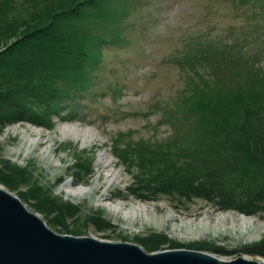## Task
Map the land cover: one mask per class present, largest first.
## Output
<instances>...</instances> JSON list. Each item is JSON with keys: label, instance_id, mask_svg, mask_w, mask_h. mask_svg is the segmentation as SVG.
<instances>
[{"label": "trees", "instance_id": "1", "mask_svg": "<svg viewBox=\"0 0 264 264\" xmlns=\"http://www.w3.org/2000/svg\"><path fill=\"white\" fill-rule=\"evenodd\" d=\"M118 1L0 0V130L21 121L52 128L53 115L73 118L62 109L88 88L102 57L101 48L89 46L91 28L113 18ZM245 1L264 8V0ZM200 41L186 43L172 56L192 74L185 80L187 93L164 115L171 127L168 134L161 140H136L121 132L111 137V150L132 175L125 190L142 199L202 195L220 209L264 213V68L259 61L264 47H245L247 36L220 46ZM205 64L217 74L203 79ZM1 163L0 181L11 187L30 183L27 165L6 159ZM83 169L77 162L76 174ZM28 187L21 196L36 199V209L51 214V226L79 214L77 204L50 196L36 180ZM99 215L96 222L108 226ZM64 228L82 233L77 225ZM166 239L148 234L139 241L155 250ZM183 246L233 253L205 242ZM242 250L264 257V238Z\"/></svg>", "mask_w": 264, "mask_h": 264}, {"label": "rangeland", "instance_id": "2", "mask_svg": "<svg viewBox=\"0 0 264 264\" xmlns=\"http://www.w3.org/2000/svg\"><path fill=\"white\" fill-rule=\"evenodd\" d=\"M117 3L113 18L100 21L91 28L93 38L89 39V46L101 48L102 57L90 75L88 88L76 93V98L69 100L62 109L63 114L73 113V118L53 115L52 128L27 121L3 127L0 130V168L3 165L1 159L27 165L31 169L30 183L36 180L50 196L70 200L80 207L82 214L68 216L65 223L57 226L49 224L56 231L67 233L65 226L77 225L82 230L80 234L112 241L128 240L141 246L140 238L162 234L167 239L157 249L142 247L148 251L190 249L194 247L183 244L205 242L211 247L223 246L233 251L226 254L202 249L219 257L240 254L259 258L264 264V257L260 254L242 250L244 245L264 238V213L246 214L234 208L220 209L215 201L202 195L179 200L170 195L142 199L128 194L125 188L131 184L132 175L111 150V137L120 132L131 133L136 140H161L168 134L171 127L164 115L187 93L185 80L192 74L172 60L186 43L197 45L201 43L200 39H204L220 46L224 41L247 36L245 47L263 48L264 8L257 2L253 4L245 0H120ZM259 61L264 68V57ZM201 71L203 79L217 74L208 64ZM58 121L78 122L93 128L99 141L80 147L71 139L61 140L56 131ZM27 123L42 129L40 138L31 143L20 131ZM100 149H106L115 159V167L122 175L119 183L105 186L103 166L95 163ZM77 162L84 165L80 174L75 171ZM67 181L73 186L84 184L91 189L81 196L69 195L63 187ZM30 183L11 187L0 181V185L17 194L47 222L51 214L36 209L33 197L21 196ZM117 200L123 201L126 208L138 203L145 204L146 208L123 216L103 203ZM226 211L234 213V218L219 215ZM241 213L254 215L257 220L253 225L241 227L237 222V215ZM98 214L108 226L96 222ZM172 241L181 246H171Z\"/></svg>", "mask_w": 264, "mask_h": 264}, {"label": "water", "instance_id": "3", "mask_svg": "<svg viewBox=\"0 0 264 264\" xmlns=\"http://www.w3.org/2000/svg\"><path fill=\"white\" fill-rule=\"evenodd\" d=\"M0 264L262 263L259 258L240 254L222 258L202 249L184 247L148 251L128 240L59 232L17 194L0 185Z\"/></svg>", "mask_w": 264, "mask_h": 264}, {"label": "bare ground", "instance_id": "4", "mask_svg": "<svg viewBox=\"0 0 264 264\" xmlns=\"http://www.w3.org/2000/svg\"><path fill=\"white\" fill-rule=\"evenodd\" d=\"M56 131L58 137L61 140L71 139L73 142H77L80 144V147H87V145H92L99 141V138L96 137V132L93 128H90L84 124H79L78 122H56ZM20 131H22L23 135L28 138L29 142L36 141L40 138L42 129L40 127H36L33 124H26V127L21 126ZM34 147V146H32ZM97 158L95 163L103 166L102 171L103 175L105 176L106 184L105 186L111 183H119L122 179V175L120 173V169L115 167V159L112 157L110 153L106 151V149H100L97 153ZM66 192L69 195H76L81 196L88 192L91 187L88 185H78L73 186L71 185L70 181H67L63 184ZM106 187L103 192L106 191ZM103 202V201H102ZM108 208L112 209L114 212H118L123 216H128V214L132 213L135 214L138 210H144L146 208L145 204L138 203L137 205H132L129 208L124 207V203L121 200H117L116 202L105 201L103 202ZM220 216L226 217L229 216L231 219L234 218L235 214L226 211L225 213H219ZM237 222L241 227H247V225H253L254 222L257 220V217L254 215H237Z\"/></svg>", "mask_w": 264, "mask_h": 264}]
</instances>
